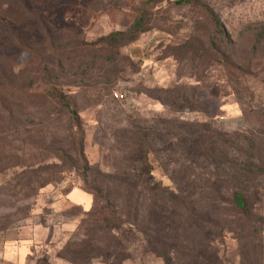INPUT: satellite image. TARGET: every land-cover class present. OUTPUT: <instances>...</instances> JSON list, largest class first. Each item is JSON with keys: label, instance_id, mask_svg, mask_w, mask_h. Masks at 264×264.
Segmentation results:
<instances>
[{"label": "rangeland", "instance_id": "rangeland-1", "mask_svg": "<svg viewBox=\"0 0 264 264\" xmlns=\"http://www.w3.org/2000/svg\"><path fill=\"white\" fill-rule=\"evenodd\" d=\"M211 128L215 159L192 145ZM20 226L41 242L0 264H264V0H0V231Z\"/></svg>", "mask_w": 264, "mask_h": 264}, {"label": "crops", "instance_id": "crops-1", "mask_svg": "<svg viewBox=\"0 0 264 264\" xmlns=\"http://www.w3.org/2000/svg\"><path fill=\"white\" fill-rule=\"evenodd\" d=\"M70 195L82 204L91 199V194L82 189L72 190ZM33 236H37L36 230L24 226L8 227L0 231V257L16 263L26 262L32 254V247L41 242L40 239L34 242Z\"/></svg>", "mask_w": 264, "mask_h": 264}, {"label": "trees", "instance_id": "trees-1", "mask_svg": "<svg viewBox=\"0 0 264 264\" xmlns=\"http://www.w3.org/2000/svg\"><path fill=\"white\" fill-rule=\"evenodd\" d=\"M215 25H217L218 29H221V25L217 18L214 19ZM63 105H66L65 102H62ZM206 125V124H205ZM196 130V129H194ZM225 133L222 132V130H218L216 128H211L209 133V139L207 140L204 135L201 133V131H198L197 136H195L192 139V145H194V151H197L196 153H207L208 155H211L212 159H215V156L213 154H219V157L224 154L222 151L223 144L228 140L227 137L224 136ZM204 141H208V145L204 144ZM206 146V148H205ZM203 149H206V151H203ZM212 153V154H211ZM219 159V158H218ZM217 162V160H215ZM242 168V166H239ZM248 170H251L249 168ZM144 182V180H143ZM213 182V181H212ZM139 185L142 184V180H139ZM140 187V186H138ZM216 195L211 196V202L215 203ZM232 205L235 208L236 212H240L242 214H246L247 210H245L246 206V198L243 196V194L240 191L233 190L232 191ZM258 231V229H257Z\"/></svg>", "mask_w": 264, "mask_h": 264}, {"label": "built area", "instance_id": "built-area-1", "mask_svg": "<svg viewBox=\"0 0 264 264\" xmlns=\"http://www.w3.org/2000/svg\"><path fill=\"white\" fill-rule=\"evenodd\" d=\"M113 95L116 97H122L123 96V94L121 92H116V91H113Z\"/></svg>", "mask_w": 264, "mask_h": 264}]
</instances>
